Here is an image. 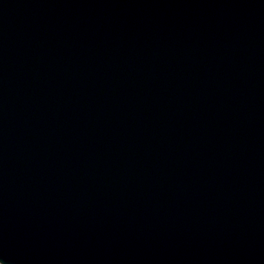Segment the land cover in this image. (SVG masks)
<instances>
[{"label": "water", "instance_id": "water-1", "mask_svg": "<svg viewBox=\"0 0 264 264\" xmlns=\"http://www.w3.org/2000/svg\"><path fill=\"white\" fill-rule=\"evenodd\" d=\"M1 264H264V0H0Z\"/></svg>", "mask_w": 264, "mask_h": 264}, {"label": "trees", "instance_id": "trees-1", "mask_svg": "<svg viewBox=\"0 0 264 264\" xmlns=\"http://www.w3.org/2000/svg\"><path fill=\"white\" fill-rule=\"evenodd\" d=\"M1 264V263H0Z\"/></svg>", "mask_w": 264, "mask_h": 264}]
</instances>
